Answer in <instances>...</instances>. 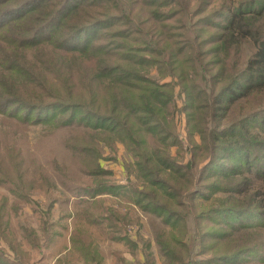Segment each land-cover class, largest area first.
Listing matches in <instances>:
<instances>
[{"label": "trees", "instance_id": "obj_1", "mask_svg": "<svg viewBox=\"0 0 264 264\" xmlns=\"http://www.w3.org/2000/svg\"><path fill=\"white\" fill-rule=\"evenodd\" d=\"M46 1L48 6L52 0H26L6 8L0 13V28L12 25L6 23L17 13L24 11V15L35 7L41 11ZM92 1L113 14L80 22L62 38L66 24L61 23ZM114 1L113 5L110 0L79 4L61 0L45 24L31 31L29 26L24 47L50 44L58 70L75 53L84 55L85 74L74 59L75 65H66L58 83L47 84L46 90H23L31 100H9L0 110L6 113L15 104L11 118L24 124L53 128L78 124L88 131L81 141L97 139L112 146L117 138L133 154L134 164L127 165L126 174L136 180L128 186L96 182L79 192L86 198L72 202L66 196L59 198L42 213L33 192L48 196L56 190L45 169L27 163L15 150L9 168L0 154V264H24L23 260H33L36 253L53 247L54 238L62 236L54 230L58 224L50 213L57 204L66 211L59 220L74 223L59 250L64 251L61 259L70 255L80 264H105L102 243L123 241L130 245L126 251L136 257L132 246H137L126 230L128 216L118 217L115 206H129V201L160 220L155 241L167 264H224L254 257L264 262V183L259 186L258 181H264V0H237L235 5L232 0ZM134 2L140 8L136 14L130 6ZM245 44L250 51L242 56ZM96 58L103 62L101 67L89 63ZM153 67L161 77L177 78V82L160 84L147 78L145 71ZM16 69L17 78L26 82L23 68ZM173 83L185 97L183 110L193 109L188 121L202 135L201 151L207 152L208 160L199 169V154L192 152L187 164L171 155V148L179 144ZM81 146L98 157L93 147ZM89 171L94 177L111 175L101 165ZM219 181L223 184H216ZM199 196L205 200L200 207ZM27 206L32 209L29 216L39 220L38 227L28 217L22 218ZM242 215L251 217L253 225L248 227L253 231L227 223ZM188 233H192L191 244ZM110 254L112 260L116 258L113 264H144L127 258L120 248Z\"/></svg>", "mask_w": 264, "mask_h": 264}, {"label": "rangeland", "instance_id": "obj_2", "mask_svg": "<svg viewBox=\"0 0 264 264\" xmlns=\"http://www.w3.org/2000/svg\"><path fill=\"white\" fill-rule=\"evenodd\" d=\"M25 1L26 0H0V13L6 8L15 7ZM60 1L61 0H52L48 6H46V1L43 3L44 5H42L41 9L37 8L41 11H37L35 7L24 15H22L24 11L17 13L13 17L9 18H14L13 20H10L6 23L12 25L7 28L6 26L5 28H0V108L3 106L5 108L7 103L4 102H9V100L15 101L18 99L22 102L24 101L22 100L23 98L31 100L29 99V96L27 97L26 94L22 93L23 90L31 92V87L36 90H46L47 84L51 85L52 83H58L59 80L64 77L66 65L72 63L71 61L74 59L81 67V74H85L83 59L84 55H79L74 52L76 57L72 60H68L64 68L58 70L54 68L57 64L54 55H52L54 53L50 44H43L30 48L23 46V40L27 38L25 36L30 34V32L25 33L28 27H31L29 28V31H31V29L37 27L39 24H45L50 17L48 13H53ZM120 1L123 3V0ZM81 2H83V0H75L74 3L79 4ZM232 2L234 5L237 4V0H232ZM94 3L95 1H92L91 5L87 4L85 9L79 12L77 11V13H73V15L69 17L64 23H61L66 24V29L62 32V38L66 37L69 33H72L78 27V25L81 24L80 22L100 17L102 15L113 14L107 13L108 11L114 12L112 10L107 9L105 12L103 10L101 11L100 8ZM110 3L114 5L117 2L110 0ZM130 6L133 8L131 11L137 9L134 11L135 14L140 10V8L137 7L138 5L136 2L131 3ZM141 12L143 13V16L146 14L145 9H141ZM44 15L46 18L45 20L43 19ZM139 18L141 22L144 20L140 15ZM1 24H3L2 21H0V25ZM55 28L56 27L54 26L51 28V30H54ZM59 29L60 28H58V30ZM106 37L108 38L109 36ZM42 38L44 39L43 41H45L47 34H44ZM81 38L83 37L81 36ZM43 41H40L39 44H42ZM73 44H75V42H73ZM249 51V45L245 44L242 56L243 54L249 53ZM113 60L116 61L114 58ZM89 63L94 65L97 63V67H101L103 62L96 58V60H90ZM72 65L75 64L72 63ZM16 68H23L27 76L26 78L28 79L26 82H22L21 79L17 78V74L15 73L17 70ZM37 71L40 72L34 73ZM145 73H148L146 75L147 78L156 80L160 84L172 81L177 82V78L173 80L170 77H161L157 67H153L151 69L149 68L147 71H145ZM11 74H13L15 78H11ZM179 90L180 87L174 84L175 97L172 106L174 107V126L175 131L178 134L179 144L171 148V155L175 156V158H177L181 164H187L192 159V152H195L201 156L197 159L198 164L196 168L199 169L207 159V152L201 151L203 148L201 141L202 135L192 128V121H188V112L191 113L193 109H189L188 112L183 110L185 97L183 94L179 93ZM15 107V104L11 105V108L6 110V113H4L3 110H0V154L5 166L10 168L12 166V151H20L27 163L32 162L34 166H39L37 167L38 169H45L44 173H46L56 185V190L48 195L49 198L45 194L46 192H33L34 195L32 196L38 202L36 203L38 212L45 213L46 209L52 202H55L59 198H64L65 196L71 202L75 199L82 200L83 198H86V195H81L79 192L86 187H93L96 182H101L104 180L106 182H111L112 184L128 186L130 180H136V177L133 175L128 177L126 174L127 165L134 164L132 163L134 161L132 156L133 154L129 152L127 146L117 138L112 146H110L100 143L97 139H86L85 141H81L84 133L88 131L78 124L58 128H53L46 124H24L18 119L11 118L16 112ZM80 109L83 112V109ZM20 114H24V111H20ZM35 118L36 117L33 116L32 120ZM81 145H89L93 147L97 151L98 157H95L94 155L87 152V150ZM196 145L201 146V148H195ZM179 153L180 155L178 157L177 155ZM228 162L232 161L228 160ZM96 165H101L104 170L111 172V175L106 174L105 176L94 177V175H92L89 170L95 168ZM210 180L214 182L213 180H215V178H211ZM258 181L261 182V184L258 182L255 184H260L259 186H262L264 183L263 179L261 178ZM216 184L222 185L223 181L216 182ZM213 186L216 185L213 184ZM139 187L143 188L142 185ZM219 194L222 196L221 193ZM101 196L109 197L108 194ZM204 201V198L199 196L196 204H198L200 207ZM237 203H241V201H238ZM111 204H113V202ZM128 204L129 206L122 204L115 206L118 208V217L123 214H127L128 216L126 230L128 231L129 236L132 238L130 239L133 240L132 244L137 246H132V248H134V254L136 257H131L132 255L130 252L126 251L130 250V245L126 244L124 241L116 243L105 242L101 245L104 246L105 251L107 252L104 263L113 264L114 261L116 262V258L112 260L110 253L114 249L120 248L126 254L127 258H135V260H139L144 264L148 262L150 264H167L168 261L166 260V257L158 249L157 243L155 241L156 226H159L161 223L160 220L155 216L145 215V212L137 204H135V202L129 201ZM240 206L245 207L247 204L245 203ZM63 208L65 207H61L60 204L58 206L57 204L55 207L50 209V213L52 214L51 219L56 222V224H58L54 230L59 232V234H62V236H56L54 238L52 248H49L40 254L36 253L37 255L35 259L30 261L23 260L24 264H59V262H61V264H80L70 255L61 259L63 254L62 252L64 251H61V254L59 253L60 248H64L66 241L68 240L71 228L74 227V223L71 219L59 220L60 216L66 213L65 209ZM66 210L68 212L70 211L69 209ZM29 214H32V209L27 206L25 212H23L21 215L22 218L28 217L27 219H30L28 221L33 226L38 227L39 220L37 217L32 218L34 215H31L32 217H30ZM243 216L244 215L235 217L233 220L228 219L229 221H227V223L237 225L241 230L245 227L253 225V221L250 219V216ZM215 217L220 220L224 219L223 215H216ZM97 228L98 225H95L94 229L97 230ZM252 228L253 227H248L247 229L253 231L254 229ZM227 230L232 231L230 228H227ZM90 238L92 237H87V239ZM186 238L189 239L188 244H191L192 233H188ZM144 243H149L150 245L146 247ZM3 248H6L5 245H3ZM10 256L13 257V255ZM224 264H264V262L257 261L254 257L243 262L241 260L236 263L234 262Z\"/></svg>", "mask_w": 264, "mask_h": 264}]
</instances>
